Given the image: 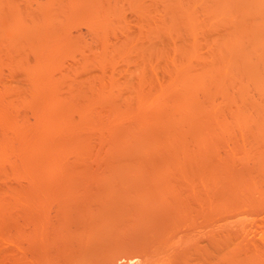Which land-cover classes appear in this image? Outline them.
I'll use <instances>...</instances> for the list:
<instances>
[{"label":"bare ground","instance_id":"1","mask_svg":"<svg viewBox=\"0 0 264 264\" xmlns=\"http://www.w3.org/2000/svg\"><path fill=\"white\" fill-rule=\"evenodd\" d=\"M252 210L264 0H0V264H264Z\"/></svg>","mask_w":264,"mask_h":264},{"label":"rangeland","instance_id":"2","mask_svg":"<svg viewBox=\"0 0 264 264\" xmlns=\"http://www.w3.org/2000/svg\"><path fill=\"white\" fill-rule=\"evenodd\" d=\"M251 212H252V213H251ZM257 212H259V211H258V210H256V211H255V210H254V211L252 210V211L249 212V214H251L250 216H253L254 214H256V215L258 214V215H259V213H257ZM252 214H253V215H252ZM258 215H257V216H258ZM250 216H249V217H250ZM254 216H255V215H254ZM254 216H253V217H254ZM257 216L254 217L255 220H254V219L252 220L253 217H251V220L254 222V223H253L252 221H250V222H252L253 230H256V232L253 231L254 233L251 235V237L253 236L254 239H257V238L260 236V237L258 238V240L261 241V240L264 239V232H263V231L260 229V227H259V220H257L258 218H256ZM257 221H258V222H257ZM256 222H257L258 224H257ZM250 225H251V224H250ZM255 227H257V228L255 229ZM257 234H258V235H257ZM259 234H260V235H259ZM261 234H262V236H261ZM255 235L258 236V237H255ZM261 237H263V238H261ZM260 238H261V239H260ZM8 242H9V241H7L6 243H8ZM0 243H1V242H0ZM6 243H5V244H6ZM14 243H15V242H14ZM2 244L4 245V242H3ZM12 244H13V243H12ZM15 244H17V243H15ZM3 245H2V246H3ZM7 245H9V244H6L5 246H7ZM17 245H18V244H17ZM17 245H16V246H17ZM134 245H137V243L134 244ZM9 246H10V245H9ZM9 246H7V247H9ZM11 246H12V245H11ZM13 246H14V245H13ZM13 246H12V247H13ZM4 248H5V247H4ZM0 249H1V247H0ZM8 249H9V248H8ZM10 249H11V247H10ZM17 249H18V247H17ZM3 251H4V250H3ZM6 251H8L7 248H6ZM10 251H11V250H10ZM12 251H13V248H12ZM14 251H17V250H15V246H14ZM4 252H5V251H4ZM18 252H19V251H18ZM136 253H138V252H136ZM136 253H134V255H135ZM1 254H2V253H1ZM1 256H2V255H1ZM135 256H136V255H135ZM136 257H138V256H136ZM139 257H140V256H139ZM139 257H138V260L135 262V264H137L138 262H139V263H142V262H140V261H142V257H141V258H139ZM0 258H1V257H0ZM140 259H141V260H140ZM139 263H138V264H139ZM130 264H134V263H130Z\"/></svg>","mask_w":264,"mask_h":264}]
</instances>
